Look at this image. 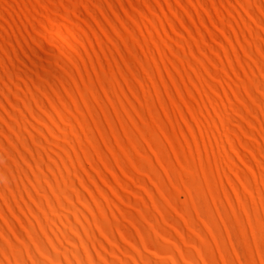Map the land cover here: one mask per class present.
Returning a JSON list of instances; mask_svg holds the SVG:
<instances>
[{
    "label": "snow or ice",
    "instance_id": "obj_1",
    "mask_svg": "<svg viewBox=\"0 0 264 264\" xmlns=\"http://www.w3.org/2000/svg\"><path fill=\"white\" fill-rule=\"evenodd\" d=\"M34 7L39 9L49 5L41 0V4ZM149 7L156 9L157 5L145 3L143 6L137 4L133 7L132 4H124L122 8L117 7L113 13L109 11L108 5L101 4L100 11L97 10L96 4L92 3L87 5L91 17L84 15L90 27L85 26L79 16L76 18V23L80 24L83 33L75 27L68 32L55 16H37L32 21V27L27 29L33 35V39L29 41L32 47L23 48L27 56L20 54V59L27 66L26 72L27 76H31V82L20 83V89L25 93L23 96L19 90H16L15 98L5 93L7 100L3 103V119L0 120V125L5 130L0 132V138L4 140L7 148L12 150L14 156H10L4 147H0V153H3L15 170L14 173L9 172V175L12 177L11 184L16 186L13 188L6 180L0 200L22 235L18 236L4 215H0V224L4 225L8 236L11 237L9 240L4 232L0 231V244L3 245L0 247V264H117L116 259L107 258L110 252H106L103 246L99 251L94 246L92 251L95 252V259L89 258L84 241L71 227L66 230L76 241L72 243L71 248H79L83 259H76L74 256L69 258L66 254L68 249L63 248V245V251L60 252H63L67 259H52L37 245L30 227L34 222L47 247L55 253L57 247H54L53 241L45 235L38 216L42 217L45 223L48 221L46 224L49 225L50 217L54 216L52 208L63 204L64 207L71 205L77 209L75 206L78 205L79 209H83L91 217V226L103 243L123 257V252L97 223V216L92 209L91 213L84 210V205L88 203H81L80 192H83L95 207V213L99 215L100 220L107 224L108 217L96 198L98 197L103 205L109 206V212L114 209L115 212L124 214V210L132 205L131 202H126L124 197L133 201L132 193L139 188L140 178L144 180L145 172L152 177L151 181L145 180L152 190L163 181L159 191L164 192L167 188L168 191L164 192V195H169L173 185L196 187L198 181L201 186L208 183L209 190L212 191V185L219 176L227 182L235 201L233 204L227 194L223 195L227 219L218 208L214 218L205 216L200 223L204 225L202 229L206 235L196 236L195 232L192 233L196 244L186 242L184 235L177 233L180 237L177 239L179 244L190 250L195 259L185 256L180 247L173 245L170 249L175 256L177 253L181 255L178 256L179 259H173L172 264H264V214L253 218L257 192V189L253 188V182L257 169L260 175L259 185L264 186V144L251 142L252 137L256 135L253 126L257 123V117L264 116V0H257V3L241 0L239 4H235L236 11L232 12L231 17L224 13V9L227 8L231 12L233 5H213L220 9V14L204 20L207 28L196 25L199 32L204 34L197 38V47L184 48L183 55L179 50L185 41L191 44L187 33L191 32L192 36H197V32L192 31L193 25L186 15L180 14V5H172L178 10L176 14L180 16L179 20L174 16L160 17L159 12H156V17L161 21H170L156 25L157 29L163 26L165 33H153L150 29L145 33L144 29L148 24L141 23L136 8H140L148 20L155 24L156 20L145 11ZM233 18H236V23H233ZM192 19L195 20V17ZM24 20V17H20L21 22ZM244 24L248 27L245 28ZM56 25H59V28ZM137 26L140 28L139 33ZM256 28L260 33L261 46L252 51L251 42L239 37L241 33L245 37H251ZM172 29H175V32ZM176 33H180L179 40L176 39ZM149 35L155 40V45L148 42ZM158 35L164 37L163 41L156 39ZM234 35L237 37L235 40ZM141 36H144L143 40ZM167 37L175 41L174 46L169 45ZM146 43L147 48L144 47ZM142 53H150L152 62L145 64L147 55ZM193 53L197 55H192ZM49 54L56 56L55 67L50 62ZM158 54L160 59L155 58ZM33 61L36 63L33 64ZM169 62L174 67L169 66ZM161 64L165 67H160ZM256 64L259 65L258 68L254 66ZM157 73L160 74V79L156 78ZM77 75L80 78L74 79ZM110 76H114L112 84L108 82ZM15 79L19 82V75ZM62 81L64 83H61ZM115 83H119L124 95L115 89ZM8 86L12 87L10 83ZM133 92L135 96L131 95ZM128 101L133 107L129 106ZM153 108L157 109L155 113ZM225 123L235 135L229 137L230 143H225L224 138H220L219 143L214 146L207 168H211L212 161L216 158L215 153L221 144L223 147L227 146V151L223 153L224 159L217 161L211 178L205 177L201 181V173L207 172V168L203 166V155L212 139L216 138V132ZM170 124L173 125L172 132H168ZM260 125V134L256 136L258 141L264 140V120L260 121ZM176 127L180 128L179 133H176ZM160 128H163V131ZM197 128L200 129L201 135L189 139L190 133H195ZM109 129H112L111 133ZM205 133H208L210 138L202 152L199 141L204 138ZM10 136L13 139L10 140ZM141 139L151 145L145 155L151 153V156L158 157L153 161L149 156L148 164L158 166L156 171L159 179L148 170V165L143 162L139 151L133 154L131 145L141 149ZM193 140L196 141L195 149L192 147ZM60 141L63 143L60 144V158H57L54 149ZM257 147L259 157L254 155ZM198 155L201 167L196 168L193 173ZM224 160L227 161L226 164ZM254 160H258V163H253ZM2 163L5 165L4 161ZM57 163L63 168L56 167ZM40 169H44V172L41 173ZM137 169L140 170L138 174ZM241 169L244 172L243 177L240 175ZM5 170L7 171V168ZM61 171L63 174L67 172L68 175L56 176V183L53 184V174ZM221 173H224L223 176ZM229 176L235 180L239 190L229 180ZM61 179L65 184L63 191L55 192L58 198L54 202L55 206L51 203V208L45 207L46 200L50 203L49 196L53 189L61 188ZM72 181H75V185ZM152 181L156 183L153 184ZM68 183L71 185L70 189ZM41 184L46 191L40 189ZM218 187L220 191L223 190V183ZM16 192L22 193L19 202ZM4 193L16 205L19 216L29 222L27 225L13 213ZM154 193L156 195L155 191ZM69 194L74 198V202ZM212 194L214 195V192ZM259 195L260 211L264 213V191H260ZM142 196L147 201L153 199V195L148 196L141 188L136 200ZM145 205L148 206L147 203ZM154 207H158L157 204ZM33 210L38 216L33 214ZM111 220L116 221L117 217L111 216ZM216 221L222 226V234L219 237L216 234ZM76 224L83 228L80 220H77ZM143 224L150 234L149 239H144L143 243L151 247L152 228L160 231L154 225L150 226L148 219H145ZM52 229L49 227L48 231ZM117 230L119 229H116L118 236ZM57 233H60L61 237L64 235L61 230L52 231L53 236ZM84 235L88 237L87 232H84ZM163 238L162 233L160 239ZM119 240L123 241V245L128 244L124 235L119 236ZM171 240L169 238L165 244H171ZM68 241L65 239L63 243L68 245ZM90 241L94 244L95 236L89 237V243ZM56 244L60 243L56 240ZM222 244L226 246L227 255ZM131 248L132 245L128 244L127 249ZM147 250L143 248L142 252L146 253ZM32 252H35V257L38 258H34ZM133 254H136L135 250ZM100 257H104L103 261ZM120 264L157 262L151 259L132 260L129 257L128 260L120 259Z\"/></svg>",
    "mask_w": 264,
    "mask_h": 264
},
{
    "label": "bare ground",
    "instance_id": "obj_2",
    "mask_svg": "<svg viewBox=\"0 0 264 264\" xmlns=\"http://www.w3.org/2000/svg\"><path fill=\"white\" fill-rule=\"evenodd\" d=\"M241 0H43V3L46 5H49V7H41L39 9H36L34 5L41 4V0H0V120L3 119V103L7 100V97L5 93L11 94L14 98L16 97V90H19L21 93V96H23L24 90L20 89V83H27L31 82V76H27V66L24 65L23 60L20 59V54H23L27 56V53L23 52V48L29 47L31 48L32 45L29 43L30 40L33 39L32 33L28 32V28L32 27V21L36 19L37 16L43 18L45 16H55L57 20H60L61 23L65 26L66 30L68 32H71L72 27H75L78 29L81 33H83V29L80 27L79 23H76V18L79 16L80 20L83 21L85 26L90 27L88 25V21L84 19V15H88L91 17V13L87 10V5L95 3L97 6V10L102 11L100 9L101 4H105L109 6L110 12H115L117 7H121L124 4H132L133 7H135L137 4L143 6L145 3L155 4L157 5L156 9H153L149 7L145 11L152 16L156 23L152 24L151 21L148 20L147 16L144 15V12L140 10V8H136V12L139 15V18L141 19V23L147 22L148 27L144 29L145 33L151 30V32L156 33H165L166 29L161 26L159 29H157L156 25L163 23H169L167 19L164 21H161L158 17H156V12H159L160 17L167 18L168 16H174L176 19H180V16H178L177 9L172 7V5L179 4L180 5V14L186 15V18L189 20V22L193 25L192 31L197 32V36H192L191 32L187 33L188 37L191 39V44L188 43L186 40L182 48L179 50L181 52V55H183V49L192 47H197V38L203 36L204 33L199 32V29L196 27L197 24L202 25L203 27L207 28V25H204V20L210 19L211 16H218L220 14V9L213 7V5H220V4H231L233 5L232 11H228L227 8L224 9V13L231 17L232 12L236 11L235 4H239ZM244 2H251V3H257V0H244ZM13 5H17V7H13ZM79 5H84V7H78ZM205 5H208L209 7H205ZM211 8V11H210ZM191 9V11H189ZM127 11V10H125ZM244 11H247V9H244ZM83 13V14H82ZM195 17V20L192 19V17ZM5 17H7V20H5ZM20 17H24L25 20L23 22L20 21ZM71 18V19H70ZM94 19V17H92ZM106 18V17H105ZM8 21H11V23H8ZM236 18H233V23H236ZM241 23L243 21L241 20ZM245 28L248 27L247 24L243 25ZM57 28H59V25H56ZM21 29H24L22 32ZM173 32H175V29H172ZM239 31V29H237ZM140 32L139 26H137V33ZM59 35V33H57ZM180 33H176V39L179 40ZM63 39V37H61ZM144 39V36H141V40ZM156 39H160L163 41L164 37L157 36ZM233 39H237V37L234 35ZM241 40H248L252 44V51L257 50L261 46L260 41V33L258 28H256L253 32V35L251 37H245L242 33L239 37ZM167 40L169 42L170 46H174L175 41L172 40L171 37H167ZM148 42L155 45V40H153L152 36H148ZM219 43V41H217ZM145 48L148 47V44L146 43L144 45ZM237 47H244V45H237ZM11 53V55H9ZM142 55H147V59L144 61L145 64L151 63L153 60V57L150 53H142ZM192 55H197L196 53H193ZM50 56V62L52 63V66L55 67V61L56 56L49 54ZM173 56L175 57V53H173ZM156 59H160L161 57L159 54L155 57ZM199 58V57H197ZM235 58V57H234ZM31 59V58H29ZM250 59V57H249ZM18 61V63H16ZM36 61H33V64H35ZM115 63V62H113ZM187 63V61H185ZM227 63V61H226ZM91 65H89L90 67ZM169 66L174 67V65H171L169 62ZM255 67H259L258 64L254 65ZM83 67V65H81ZM155 67V65L153 66ZM160 67H165L164 64H161ZM231 70V69H230ZM143 74V73H142ZM19 75V82L15 79L16 76ZM71 75V73H69ZM167 75V73H165ZM25 76H27V81L25 80ZM87 74H85V77ZM79 75L75 77L74 79H79ZM157 79H160V74L157 73ZM108 82L112 84L114 82V76H110ZM9 83L12 85L11 88H9ZM61 83H64L63 81ZM75 87V85H73ZM146 87V86H145ZM115 89L117 91H120L121 95H124L122 90H120L119 83H115ZM131 95L135 96V93H131ZM144 95V92H141V96ZM163 98V97H162ZM8 103H11V101H8ZM14 103V102H13ZM128 104L130 107H133L131 105V102L128 101ZM15 107V105H13ZM145 111L147 112V108H145ZM154 113L157 111L156 108H153ZM257 111L259 109L257 108ZM103 116V113H101ZM255 115V113H253ZM83 118V116H81ZM191 118V117H190ZM150 119H154L150 117ZM234 119V118H233ZM264 120V116L257 117V123L253 126L256 135L252 137L251 142H254V144H264V140H256V136H259L260 134V121ZM163 123V122H162ZM175 123V121H174ZM186 123V121H185ZM12 126V125H10ZM95 127V125H93ZM159 127V125H157ZM191 127V126H189ZM173 125H168V132H172ZM161 131H163V128H160ZM5 131L3 126L0 125V132ZM110 133L112 129H109ZM187 131V129H186ZM180 132V128L176 127V133ZM91 134V133H89ZM21 135H23L21 133ZM142 136V134H140ZM167 135V133H166ZM175 136V133L173 134ZM201 132L200 129L197 128L195 133H190L189 139L192 138V136H200ZM235 133L231 132V129L228 127V125L225 123L223 127L219 129V131L216 132V138L212 139V142L210 145L207 146V152L203 155V166L207 168L209 157L213 155V148L215 145L219 143L220 138H224L225 143H230V136H234ZM209 134L205 133L204 138L199 141V147L201 151L203 152L205 148L206 141L209 139ZM9 139H13L11 136ZM63 141H60L54 149L55 154L57 158H60V144H62ZM141 143L143 145H139L141 149H137L136 146L133 144L131 145V148L133 149V154H135L136 151H139L141 153V157H143V162L148 165V170L152 172L153 175L157 176V179H159V174L156 171V168L158 166L150 165L148 164V157L151 156V153H148L145 155L148 149L151 148V145L145 143L141 139ZM179 145H177L178 147ZM0 147H4L6 151H8L10 156H14V153H12L11 149L7 148V145L5 144L4 140L0 138ZM193 149L196 148V141L193 140L192 144ZM185 148H187V145H185ZM175 149H170V151H174ZM153 151H155L153 149ZM227 151V146L221 144L218 151H216L215 156L216 158L212 161L211 168H207L206 173H201V181L207 178H211L213 172L216 170L217 167V161L223 160V153ZM259 147H257L256 153H254L255 156L259 157ZM230 156V154H229ZM141 157H137V159H140ZM63 159V157H61ZM231 158V157H230ZM47 159H50V157H47ZM151 159L153 161L157 160V156H151ZM175 159V158H173ZM4 161L5 165L2 163ZM225 164L227 163L226 160H224ZM235 162V161H234ZM253 163H258V160H254ZM38 166V165H37ZM239 167V165H237ZM56 167L63 168L62 165L57 163ZM171 167V165H170ZM201 167V159L198 155L196 158V163L193 168V173H195L196 168ZM7 168V171L5 170ZM14 169L12 168V165L9 161L6 160L3 153H0V196H2L4 189H5V182L2 179L4 176L8 181L10 186L15 188V185L11 184L12 177L9 175V172L14 173ZM41 173L44 172V169H40ZM139 169L136 170L137 174L139 173ZM222 171V170H221ZM63 174L57 172L53 174V180L52 183H56L55 177ZM224 173H221V176H223ZM64 176H67L68 173L65 172L63 174ZM240 175L243 177L244 172L243 169L240 171ZM144 180L140 178L139 182L141 183L139 188H137L136 192L132 193L133 201H130V198L124 197L126 202H131V207H128L126 210H124L123 213L115 212L113 209L111 212H109V206L103 205V202L99 200L97 197V202L101 204L102 210L105 213V216L108 217V223L105 224L104 221H101L99 218V215L95 213V207L91 204L90 201L87 200V197L83 192H80V199L81 203L87 202L88 205H84V210L91 213V209L93 213L97 216V223L102 227V229L105 231L106 235L109 237V239L116 243L117 247L120 249L121 252H123V257L120 256L118 252H116L115 249H111L108 247V245L104 244L103 241L100 239L99 235L95 233L94 228L92 225V219L83 211V209H79V206L76 205L75 208L73 206L69 205L68 207L65 205V208L63 204L58 205L56 208H52V211L54 213V216L50 217V224L48 221L46 223L43 221L42 217H39L37 213L33 210V214L37 215L41 222V227L45 230V235L49 237L53 241V246L57 247V251L55 253H52L51 250L47 247L46 242L44 241L43 237L40 235L39 229L35 227V223L32 222V225L30 227V232L34 237L35 242L37 245L44 250L50 258L52 259H67L65 254L63 252V248H67V255L69 258L71 256H74L76 259H83V253L77 249H72V243L76 242L74 238L70 236V234L67 233L66 230L71 227L72 231H77L78 235H80L81 240L84 241L85 247L87 248L89 252V258L92 257L95 259V252L92 251L93 247L95 246L97 251L100 250V247H104L106 252L108 253V259H116L117 264H120V259L128 260L129 257H131L132 260H141L145 261L147 259H151L157 262V264H172L173 259H179L180 253H177V256H175V253L170 249L173 245L176 248H181L183 254L185 256H191L193 259H195L194 254L188 250L184 249L183 245L179 244L180 237L176 234L179 233L181 236L184 235L186 242H190L193 244H196L195 238L192 237V233L195 232L196 236H199L200 234L202 236H205L202 225L200 222L204 220L205 216H212L215 217L216 208L219 209L221 214H225V219H227V207L223 200V195L227 194L229 197V201L233 204L235 203L234 198L231 196V190L227 187V182L220 179L219 176L216 177L215 183L212 185V191L209 190V184L203 183L201 186L200 182H197L196 187H189V185H184L183 187H177V185L172 186V191L169 193V195H164V192H167L168 189L165 188L164 192L159 191L160 187L163 184V181H161V184H158L156 186V189H151L150 185H147V182L145 180H152V177L148 175V172L144 173L143 176ZM259 169L256 171V179L253 182V188L257 189L256 196H255V204L253 205V218L255 219L256 216L261 213L260 211V191H264V186L259 185ZM167 179V178H165ZM229 180L233 183L235 187L238 188V185H236V182L231 176H229ZM17 181H19V177H17ZM51 182V181H50ZM73 185H75V181H72ZM153 184L156 183V181H152ZM189 183H191V178H189ZM223 183V190H219V184ZM65 184L64 180H60V189H53L51 196H49L50 203L46 200L45 201V207H52L54 205V202L58 199L55 195L56 191H63V186ZM144 185L147 187H144ZM23 187V185H21ZM40 189L43 191H46L44 189V186L41 184ZM77 190L78 189V186ZM130 187V186H129ZM68 188H71L70 183H68ZM143 189L148 196L153 195V199H149L148 201L143 196L136 200L137 193L140 191V189ZM156 192V195L154 193ZM214 192V195L212 194ZM5 200L8 203L9 207L12 208L13 213L18 216L22 220L23 223L26 225L29 223L28 221H24L23 217L19 216V213L16 212V205L12 202L11 198L7 196L6 193ZM22 193L16 192V198L17 202L20 201ZM43 195V193H42ZM70 198L71 195L69 194ZM242 196V194H241ZM163 197V199H161ZM243 198V196H242ZM215 201V202H213ZM25 202H27L25 200ZM52 203V204H51ZM147 203L148 206L145 205ZM157 204L158 207H154ZM153 206V207H150ZM79 209V211H78ZM25 211V214H27L26 210L23 208L21 209ZM143 212H142V211ZM78 211L77 215L76 212ZM41 212H43V209H41ZM0 215H4V217L7 219L9 225L14 228L17 235H22L19 231V228L15 225V222L12 221L11 217L8 216L7 210L4 208L3 201L0 200ZM111 216H116L117 220L112 221ZM145 219L149 220V225H154L160 232L155 231V228H152V240H151V247H148L146 243H143L144 239H149V232L146 226L143 224V221ZM80 220L81 225H83V228L81 229L80 225L76 224V221ZM109 226L111 230H109ZM53 228L52 231L61 230V233H64L63 237H61L60 233H57L56 236L52 235V231H48V229ZM217 229V236L219 237L222 234V226L219 225L218 221H216L215 225ZM119 229L121 232L118 231V236L116 235V229ZM191 230V231H190ZM0 231L4 232V235L11 240V237L8 236V233L6 229L4 228L3 224H0ZM198 231V232H197ZM84 232L88 233V237H85ZM141 234H140V233ZM164 234L163 240L160 239L161 234ZM125 236V239L128 241V244L132 245L131 249H127L128 244L123 245V241L120 242L119 236ZM228 234H226L227 237ZM95 236V242L94 244L89 243V237ZM169 238H171V244H165V241H167ZM67 239L68 245L64 244L63 241ZM203 239V237H201ZM235 239V238H234ZM59 242L60 244H56ZM177 243V244H176ZM61 245H63V248H61ZM140 245V246H139ZM222 248H225V254L227 255V249L225 245H221ZM0 247H3L2 244H0ZM143 248H147V252H142ZM29 249L31 251V246H29ZM157 249V251H156ZM133 250H135L136 254H133ZM155 252L153 255L152 253ZM59 253V255H57ZM32 255L35 257V252H32ZM174 255V256H173ZM101 261H103L104 257H100Z\"/></svg>",
    "mask_w": 264,
    "mask_h": 264
},
{
    "label": "clouds",
    "instance_id": "obj_3",
    "mask_svg": "<svg viewBox=\"0 0 264 264\" xmlns=\"http://www.w3.org/2000/svg\"><path fill=\"white\" fill-rule=\"evenodd\" d=\"M2 179L4 180V182H6V180H7L4 176L2 177Z\"/></svg>",
    "mask_w": 264,
    "mask_h": 264
}]
</instances>
